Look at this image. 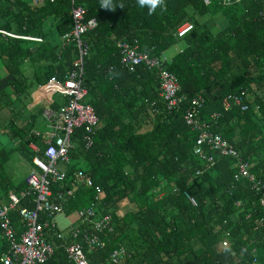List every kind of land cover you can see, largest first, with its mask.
I'll use <instances>...</instances> for the list:
<instances>
[{"label": "trees", "instance_id": "obj_1", "mask_svg": "<svg viewBox=\"0 0 264 264\" xmlns=\"http://www.w3.org/2000/svg\"><path fill=\"white\" fill-rule=\"evenodd\" d=\"M113 3L123 7L111 11L102 7V0H74L85 9L86 19L97 20L84 35L90 50L82 82L87 90L83 101L93 108L98 124L89 148L84 147V129H74L69 162L60 161L66 164V178L51 184L53 191L74 188L64 202L66 213L94 203L98 214L112 217L106 247L87 254L90 264L96 259L104 264L118 245L127 251L120 264H264L260 193L245 179L234 181L236 159L223 156L208 163L193 153L197 133L185 124L181 110H166L158 94L157 72L143 65L123 68L116 46L122 40L140 52L163 56L181 42L166 66L176 75L179 94L186 96L184 107L201 94L203 120L221 111L213 131L249 160L251 171L264 180V15H259L264 13L263 3L248 0L223 6L216 0H165L164 9L158 7L151 14L137 0ZM72 5V0H0L1 30L41 38L37 42L0 33V67L7 72V84L2 87L0 80V100L9 98L7 86L20 96L32 82L62 83L77 59L75 42L62 45L63 35L72 28ZM218 11L224 27L214 22ZM184 23L192 28L179 37L177 29ZM62 95L60 105L66 102ZM233 95L242 96L248 110L235 106L223 110L224 101ZM10 128L21 138L27 134L13 123ZM29 140L35 139L30 136L16 150L31 158ZM13 151L0 146L3 198L12 191L20 197L18 206L32 208L24 194L25 180L14 183L10 176L2 177V165ZM76 169L88 173L92 187L74 182ZM123 201L132 206L122 213ZM17 209L10 213L16 225L21 223ZM22 231L21 223L16 232ZM7 246L2 238L0 256ZM43 264L70 263L60 246Z\"/></svg>", "mask_w": 264, "mask_h": 264}, {"label": "built area", "instance_id": "obj_2", "mask_svg": "<svg viewBox=\"0 0 264 264\" xmlns=\"http://www.w3.org/2000/svg\"><path fill=\"white\" fill-rule=\"evenodd\" d=\"M31 1L37 3L39 0ZM72 1V28L63 35L62 45L75 42L77 59L74 61L73 67L64 75L62 83H57V89L66 95V102L57 109L46 108L43 110V116L47 120L46 130L40 135L44 150L42 154L33 157L34 167L25 177L27 188L24 194L30 198L34 206L32 208L18 206L20 197L14 193L9 195L7 202L0 204V240L3 238L8 245L6 251L0 256V264H43L54 253L56 246L46 240L44 229L54 226V216L64 212V202L68 197H72L74 192V188L52 191V182H64L66 178V173L58 168V164L60 161L69 162V153L73 148L74 129H84L82 139L85 148H89L93 143L98 117L93 108L83 101L87 90L82 82V73L84 59L90 50V43L84 39V35L97 26V20L95 18L86 19L85 9L80 5H75L74 0ZM216 1L223 6H232L248 0ZM261 2L264 5V0ZM259 15L263 16V11H260ZM191 28L192 24L184 23L178 27L177 35L180 37ZM0 33L7 37H22L37 42L41 41L40 37L18 36L1 29ZM116 46L119 49V63L123 68L132 70L138 65H143L147 69L157 72L159 96L162 98L166 110L169 112L181 110L185 124L197 133L193 153L208 163H214L216 157L229 156L236 159L238 171L234 174V181L245 179L251 190L257 194L260 193L258 194V196L260 195L259 202L264 205V195L262 194L264 180L257 178L251 171L249 160L244 159L230 142L213 131V125L221 117L222 112H213L207 120H203L201 111L204 106V97L201 94L190 99L184 107V102H187L186 96L179 94L180 88L176 75L168 70L164 56H152L146 52H140L135 45L122 40L117 41ZM234 106L238 107L241 112L249 108L242 96L233 95L224 101L223 110ZM39 133L36 132V134ZM30 145L36 152L40 151L33 143ZM199 173L200 170L197 169L195 174ZM73 180L89 187L93 186V181L88 173L81 169L74 171ZM95 189L100 192L98 186H95ZM186 197L192 205L196 204L189 195ZM95 198L97 199L98 196ZM236 203L240 205L239 201ZM16 209L23 226V231L20 234L14 230L10 217V213ZM75 214L80 224L71 227L70 233L75 239L81 237L83 244L75 241L67 246L60 245L69 261H73L75 264H90L86 258L84 247L94 252L106 247L107 235L113 230L112 218L108 213L98 215L94 203L76 210ZM42 215L46 218L44 221L41 220ZM223 245H227L226 240L223 241ZM126 255V248L123 245H118L108 252L109 263L120 264Z\"/></svg>", "mask_w": 264, "mask_h": 264}, {"label": "crops", "instance_id": "obj_3", "mask_svg": "<svg viewBox=\"0 0 264 264\" xmlns=\"http://www.w3.org/2000/svg\"><path fill=\"white\" fill-rule=\"evenodd\" d=\"M6 73L7 72L5 71V69L3 67L2 68L0 67V80L2 79V87L7 84L5 82V79L7 77ZM5 91H6V93H8L9 98L7 99V97H4V98H2V100H0L1 101L0 102V146H2L4 148L14 149L13 152L16 153V155L19 157V159L24 161V163L26 165L25 166L26 171H25L24 177L23 178L21 177L18 179L14 178V176H13L14 174L10 170L7 172L4 168V165L10 159V156H9V159L6 162H4L2 165V170H3L2 174H4V176H2V177L4 178L5 175H8V176H10V179H12V181L14 183H19V182H21L22 179L25 180V177L27 176L29 170L32 167H34L33 161H32L33 157L36 155L42 154V152L44 150V144L42 143V141L40 139V135L43 134L46 130L47 120L45 118H43L44 116H42L43 110L46 108H52L53 109V108H55V105L57 103L60 105L62 102L63 95L59 91V89H57V91L55 93H53L52 95L48 94L46 96L45 101L44 100L41 101L40 98L44 94V91L42 90L41 87H38L37 84H34L33 82L30 83L26 92L20 96L16 95L15 93H11L12 90L9 89V86H7L5 88ZM11 99H13L14 101H12ZM39 105H41V106L39 107ZM5 107L7 109H4ZM33 108H34V110H33ZM1 112H2V114H1ZM39 116L41 117L40 120H39ZM10 123H13V125L16 126V129H18V130L22 129L23 131H25L27 133L26 136L24 138H21L20 136H18V134H15V132L12 130V128H10ZM36 132H40V133L36 134ZM13 136H14V138H13ZM30 136L35 139V140H29V143L27 144L28 150L31 151V153L32 152L34 153L31 158L24 156L22 153H20L16 150L18 147H20V145L23 142L28 141ZM31 143L36 145L40 151L36 152L31 147V145H30ZM60 164H62L64 166L63 168L60 167V169H62V171L65 172V165L66 164H64V163H60ZM53 192H55V191H53ZM12 193H14V192L10 191L8 193V197ZM3 194H4V191L1 189V186H0V204L8 201V197L6 199L3 198ZM14 194H16V193H14ZM65 205H64V209H65ZM98 215H100V214H98ZM45 219H46L45 216L42 215L41 220L44 221ZM53 221H54V226L53 227L50 226V227L44 229V235H45L46 240H48L50 243H52L54 246H56L55 249L57 247H60L61 246L60 244L67 246V245H70L72 242H75V241L83 244V240L81 237L75 239L71 236V233H70L71 227H73L77 224H80V221L77 220V216L75 214V211H73L71 213H66L64 211L63 213L57 214L54 216ZM12 223H13V225L17 231H19V230L21 231V223H17V225H16L14 223L13 218H12ZM49 235L52 238H48ZM56 241L59 242V245L56 243ZM84 251H85L87 260H88V257H87L88 253H95L94 251H89L86 247H84ZM66 260L70 264H75L73 261H69L67 259V257H66ZM88 262H89V260H88ZM95 263L101 264L103 262L96 259ZM104 264H110L109 260L106 261Z\"/></svg>", "mask_w": 264, "mask_h": 264}, {"label": "rangeland", "instance_id": "obj_4", "mask_svg": "<svg viewBox=\"0 0 264 264\" xmlns=\"http://www.w3.org/2000/svg\"><path fill=\"white\" fill-rule=\"evenodd\" d=\"M214 22L216 23V27H224L225 23H224V20L222 18V14L220 11L218 12H215L214 15ZM183 46V44L181 42H178L177 44L173 45L172 47H170L169 49H167L164 53V58L167 60V61H170L172 55H174L178 50L181 49V47ZM38 87H41L42 90L44 91V94L42 95V97L40 98L41 101H45L46 100V96L48 94L52 95L53 93L56 92L57 90V86L58 84L57 83H54V82H49L45 85H37ZM41 105H39L40 107ZM4 109H7L6 107ZM34 110V108H33ZM2 114V112H1ZM43 116V115H42ZM44 118V117H43ZM41 119V117L39 116V120ZM25 163L23 160L19 159V157L16 155L15 152L11 153L10 154V159L5 163L4 165V168L5 170L8 172L9 170L11 172H13V176L15 179H18V178H23L24 175H25ZM63 168L64 166L62 164H59L58 165V168ZM14 179V180H15ZM131 204L128 203L127 201H123L121 204H120V210L121 212H126L128 211L130 208H131Z\"/></svg>", "mask_w": 264, "mask_h": 264}, {"label": "clouds", "instance_id": "obj_5", "mask_svg": "<svg viewBox=\"0 0 264 264\" xmlns=\"http://www.w3.org/2000/svg\"><path fill=\"white\" fill-rule=\"evenodd\" d=\"M137 3L141 7L148 6L150 14L155 12L158 7H160L161 10L165 7V0H137ZM117 6L123 7V4L117 5L113 3V0H102V7L108 8L111 11H115Z\"/></svg>", "mask_w": 264, "mask_h": 264}]
</instances>
